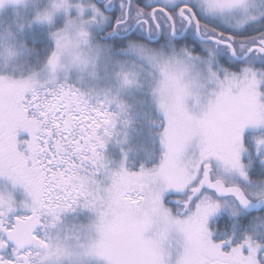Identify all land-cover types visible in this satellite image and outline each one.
Returning a JSON list of instances; mask_svg holds the SVG:
<instances>
[{
  "label": "snow or ice",
  "instance_id": "1",
  "mask_svg": "<svg viewBox=\"0 0 264 264\" xmlns=\"http://www.w3.org/2000/svg\"><path fill=\"white\" fill-rule=\"evenodd\" d=\"M0 264H264V0H0Z\"/></svg>",
  "mask_w": 264,
  "mask_h": 264
}]
</instances>
